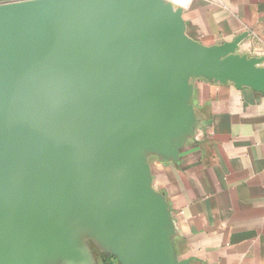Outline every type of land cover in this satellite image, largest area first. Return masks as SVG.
<instances>
[{"label":"water","instance_id":"water-1","mask_svg":"<svg viewBox=\"0 0 264 264\" xmlns=\"http://www.w3.org/2000/svg\"><path fill=\"white\" fill-rule=\"evenodd\" d=\"M241 41L203 46L163 0L1 4L0 264L70 252L77 224L122 264H170L147 158L176 154L189 73L264 93Z\"/></svg>","mask_w":264,"mask_h":264},{"label":"crops","instance_id":"crops-1","mask_svg":"<svg viewBox=\"0 0 264 264\" xmlns=\"http://www.w3.org/2000/svg\"><path fill=\"white\" fill-rule=\"evenodd\" d=\"M171 1L189 38L211 47L241 37L238 55L264 59V0ZM186 110V128L172 138L176 154L147 158L152 189L168 205L163 256L170 264H264V93L196 78ZM70 243L68 253H40L37 264H122L85 224Z\"/></svg>","mask_w":264,"mask_h":264},{"label":"rangeland","instance_id":"rangeland-1","mask_svg":"<svg viewBox=\"0 0 264 264\" xmlns=\"http://www.w3.org/2000/svg\"><path fill=\"white\" fill-rule=\"evenodd\" d=\"M165 1L166 3L168 4H173V2L171 0H163ZM49 105L48 104H44L43 105V109H41V113H40V116L44 119H46L47 117H49L50 114V109L48 107ZM48 114V115H47ZM47 115V116H46Z\"/></svg>","mask_w":264,"mask_h":264},{"label":"built area","instance_id":"built-area-1","mask_svg":"<svg viewBox=\"0 0 264 264\" xmlns=\"http://www.w3.org/2000/svg\"><path fill=\"white\" fill-rule=\"evenodd\" d=\"M21 1H26V0H6V1H0V5H1V4H8V3L21 2Z\"/></svg>","mask_w":264,"mask_h":264},{"label":"bare ground","instance_id":"bare-ground-1","mask_svg":"<svg viewBox=\"0 0 264 264\" xmlns=\"http://www.w3.org/2000/svg\"><path fill=\"white\" fill-rule=\"evenodd\" d=\"M188 76H189V80L191 79V81H192L194 79V75H192V74L189 73Z\"/></svg>","mask_w":264,"mask_h":264},{"label":"trees","instance_id":"trees-1","mask_svg":"<svg viewBox=\"0 0 264 264\" xmlns=\"http://www.w3.org/2000/svg\"><path fill=\"white\" fill-rule=\"evenodd\" d=\"M0 1H6V0H0Z\"/></svg>","mask_w":264,"mask_h":264}]
</instances>
